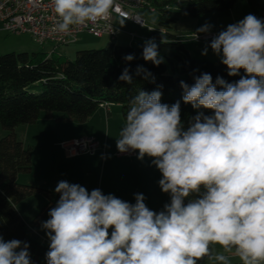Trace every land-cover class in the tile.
<instances>
[{"label":"clouds","instance_id":"1","mask_svg":"<svg viewBox=\"0 0 264 264\" xmlns=\"http://www.w3.org/2000/svg\"><path fill=\"white\" fill-rule=\"evenodd\" d=\"M52 3L61 33L120 13L116 0ZM125 19L143 26L138 16ZM212 27L205 23L196 38ZM209 47L229 76L241 70L246 75L234 83L222 77L213 83L209 73L191 86L181 81L183 102L198 110L187 128L179 101L161 103L160 90H141L116 139L119 152L151 158L170 202L156 212L142 193L134 194L132 204L59 181V200L41 225L50 242L46 264H198L205 257L231 264L230 256L242 264H264V20L248 14L214 36ZM157 49L154 40L146 41L143 59L159 66L164 61ZM141 73L152 76L138 66ZM118 79L131 83L129 69ZM29 247L0 235V264H32Z\"/></svg>","mask_w":264,"mask_h":264},{"label":"trees","instance_id":"2","mask_svg":"<svg viewBox=\"0 0 264 264\" xmlns=\"http://www.w3.org/2000/svg\"><path fill=\"white\" fill-rule=\"evenodd\" d=\"M146 1L155 8L153 16L160 31L148 30L137 48L110 43L101 50L78 51L73 60L53 57V53L0 56V127L7 133L0 139V235L6 241L18 239L28 243L32 264L40 259L46 262L49 246L28 235L16 206L32 196H43L47 202L33 219V224L39 226L56 206L60 194L18 184L20 175L32 172V148L18 140L17 127L35 126L42 113L61 114L59 120L63 123L84 124L102 104L118 105L126 120L130 101L139 91L160 90L161 103L180 102L181 120L187 128L198 110L183 102L181 81L191 86L195 77L209 73L213 83L217 77L234 83L246 75L241 70L239 75L229 76L221 61L194 60L184 41L170 31L178 17L198 19L210 13H225L233 8L236 0ZM244 1L253 15L264 11V0ZM148 40L158 45L159 56L164 61L159 66L143 59V48ZM129 54L134 56L132 61L124 59ZM138 66L147 69L152 76L146 79L144 73L137 75ZM125 68L132 76L131 83L118 79ZM199 111L213 114L206 109Z\"/></svg>","mask_w":264,"mask_h":264},{"label":"rangeland","instance_id":"3","mask_svg":"<svg viewBox=\"0 0 264 264\" xmlns=\"http://www.w3.org/2000/svg\"><path fill=\"white\" fill-rule=\"evenodd\" d=\"M139 14L146 20L145 28L141 29L143 35H147L149 27L159 30L157 29L155 16L148 14L146 11H141ZM248 14H250V11L245 1L236 0L233 8L225 13H210L198 19L178 17L177 21L171 25L170 31L179 40L184 41L185 46L187 45L191 49L194 60H205L215 63L221 61V56L216 55L212 51L209 47L210 43L194 41L192 40V35L196 34V30L205 23L213 26L209 33L215 32L218 34L223 29L225 30L228 25L234 24V22L237 23ZM116 27L120 29L121 33L114 40L107 36L95 38L88 34H82L78 37L76 43L57 48L49 43L44 45L35 44L30 36L26 34H7L0 27V56L9 53H39L48 56L53 52V57L73 60L75 53L78 51L101 50L110 43L127 45L128 40H131L130 47L137 48L139 46L141 40L131 36L133 34L138 35L136 27L128 22L119 23ZM205 48H207V54L202 55ZM110 110L112 115L107 117L106 112L102 109V119L97 118L90 126H86L87 129L81 133L87 136H94V138L102 142L104 152L101 153V156H81V158L70 160L60 147V143L73 141L65 140H67V136H77L80 134V130L76 127L74 128L72 124L55 122V118H53V122H47L44 113H42L38 121L39 124L37 123L35 126H19L16 128L15 133L21 143L32 148V166L37 170H47L50 174L60 177L61 180L67 182L69 180L85 187L89 192L93 189H100L105 195L112 194L132 204L135 203L134 194L142 193L146 198L145 203L150 209L156 212L163 210L164 205L170 202V195L162 192L158 184L162 174L152 164L151 158L137 159V152H134V157L118 156V153L121 152L116 147V139L119 138V132L124 126L125 120L121 116L118 105H112ZM54 116H61V114H54ZM6 135L7 133L0 127V139ZM54 143L59 145L54 146ZM71 172L75 175L69 177ZM34 175H20L17 182L20 185L29 186L23 182L35 179ZM37 175H40V173ZM24 205L26 204H22L21 207ZM214 250L222 251L218 245L214 246ZM230 262L231 264L242 263L235 256H230ZM198 264H215V262L205 257L198 261Z\"/></svg>","mask_w":264,"mask_h":264},{"label":"built area","instance_id":"4","mask_svg":"<svg viewBox=\"0 0 264 264\" xmlns=\"http://www.w3.org/2000/svg\"><path fill=\"white\" fill-rule=\"evenodd\" d=\"M120 6V13H113L107 19H101L94 23L73 26L70 33H61L55 29L58 17L54 12L52 0H0V27L1 30L10 35L26 34L38 45L52 44L55 48L68 46L77 42L82 34H88L95 38L105 36L114 40L121 32L116 27L115 21L128 22L134 27L144 29L146 20L139 14L146 11L148 14H155V8L146 0H116ZM257 18L264 20V11L254 14ZM140 17L143 26L135 19L126 17ZM148 30H154L148 28ZM160 31V30H159ZM216 33H201L199 38L192 35V40L210 43ZM137 38L138 35H131ZM53 53V52H52ZM108 105L102 104L104 108ZM68 158L80 156H94L99 151H104L102 143L94 137L81 138L60 144ZM120 157H134L133 151L118 153Z\"/></svg>","mask_w":264,"mask_h":264},{"label":"crops","instance_id":"5","mask_svg":"<svg viewBox=\"0 0 264 264\" xmlns=\"http://www.w3.org/2000/svg\"><path fill=\"white\" fill-rule=\"evenodd\" d=\"M250 14H252V13L250 12ZM119 23H126V22L115 21V24L116 25L119 24ZM137 33H138L137 39H140L141 41H144L145 38H146V35H143V33H141V29L137 28ZM191 33H193V32H191ZM213 33H215V32H213ZM128 41L129 42H128L127 45H130L131 40H128ZM121 45H123V44H121ZM186 47L188 48L191 56L193 57V55L191 53V49L187 45H186ZM111 106L112 105H108V106H106L104 108L99 107L98 110L84 124L67 123V124H72V126H74V128L76 127L77 129H79L80 130V134H78L77 136H71V137L67 136V138H66L67 140H65V141L79 139V138H82V137H94V136H87L86 134H81V133L87 129L86 126H90V124H92V122H95L97 120V118L98 119H102V115H103L102 109H104V111L106 112V114H107L106 116L107 117H110L112 115L111 110H110V107ZM41 116H42V114H40V117ZM44 116H46L47 122H50L51 123V122H53V118H55L54 119L55 122L63 123V122H60V120H59L60 116H56V117L54 115H51V116L44 115ZM61 143H63V142H61ZM58 145H59L58 143H56V144L54 143V146H58ZM103 146H104V144H103ZM103 152L102 151H99L94 156H101V153H103ZM94 156H89V157H94ZM76 158H81V156L80 157H75V158H69V159L70 160H74ZM33 164H34V162H33ZM35 169L36 168H34L32 166V173L31 174H35L34 175L35 176V179H32V180H30L28 182H23V183H25V185H29V186H33V187H37V188L46 190V191L54 192L55 191V188H56V186L58 184V182L59 181H62L61 178L58 177L57 175L50 174L49 172H47V170H44L43 171L41 169L40 170H37L36 169L37 170L36 171ZM38 173H40V175H37ZM74 175L75 174L73 172L69 173V177L74 176ZM68 182L71 183V184L74 183V182H70L69 180H68ZM26 200H28V201H26ZM26 200H24L21 203H19L16 206V209H17L18 213L20 214V216L22 217V219L24 220V222L26 224L27 233H28V235L31 238L39 241L40 243H42V244H44L46 246H49V243L50 242H49V240H48V238H47V236L45 234V231L42 229V226H41L42 224H40L39 226H35L33 224V219L39 213V211L45 206V204H46L47 201L41 195H35V196L30 197V198H27ZM24 202H28V203H24ZM22 204H26V205H24L23 207H21ZM48 218L49 217H48V214H47L45 220H47ZM36 264H46V262L44 260L40 259V260H38L36 262Z\"/></svg>","mask_w":264,"mask_h":264}]
</instances>
